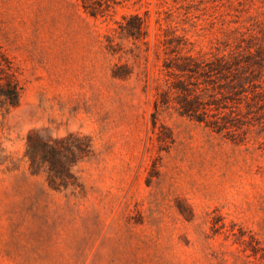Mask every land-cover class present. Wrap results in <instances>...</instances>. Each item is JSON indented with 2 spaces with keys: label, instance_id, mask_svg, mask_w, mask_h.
<instances>
[{
  "label": "rangeland",
  "instance_id": "1",
  "mask_svg": "<svg viewBox=\"0 0 264 264\" xmlns=\"http://www.w3.org/2000/svg\"><path fill=\"white\" fill-rule=\"evenodd\" d=\"M1 59L0 134L37 96L89 136L81 183L29 167L48 129L0 159V264H264V0H0Z\"/></svg>",
  "mask_w": 264,
  "mask_h": 264
},
{
  "label": "trees",
  "instance_id": "2",
  "mask_svg": "<svg viewBox=\"0 0 264 264\" xmlns=\"http://www.w3.org/2000/svg\"><path fill=\"white\" fill-rule=\"evenodd\" d=\"M100 7V6H99ZM99 9L90 10L91 15L100 13ZM19 102L18 85L11 73L6 60H0V105L15 107ZM60 141L41 138L31 134L27 138L26 157L29 167L33 172H39L43 169L47 174L48 184L52 186L54 176L61 179L62 175L72 178L69 168L73 166L77 158L85 153L88 143L81 148L78 146L75 150L63 148L59 145ZM64 179V178H62ZM63 185L66 181L62 180Z\"/></svg>",
  "mask_w": 264,
  "mask_h": 264
},
{
  "label": "clouds",
  "instance_id": "3",
  "mask_svg": "<svg viewBox=\"0 0 264 264\" xmlns=\"http://www.w3.org/2000/svg\"><path fill=\"white\" fill-rule=\"evenodd\" d=\"M34 104L29 105L35 111L34 116H29V119L25 121L24 125H19V122L16 120V114L9 113V123L3 134H0V159L9 158L17 151V145L23 139V151H24V137L30 131H40L43 129H48L52 140H62L65 139L69 134L73 136L83 138L84 136H89L87 132L82 133L84 127L83 122L78 119L74 114H69V106H65L63 111L58 110L57 104L55 111L58 113L66 112L67 115L62 118H57L56 116L51 115L52 105L44 99L43 106L39 107V101L37 96L34 97ZM39 110V115L37 111ZM20 127L21 131L24 127H27V131L24 132L23 137H21V131L17 130V127ZM23 153V152H22ZM70 173L77 178L81 183V170L78 167V163L69 168ZM78 190V187L73 185L70 181L68 182L67 187H62L60 192L65 196L71 197L73 193Z\"/></svg>",
  "mask_w": 264,
  "mask_h": 264
}]
</instances>
